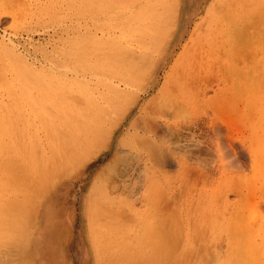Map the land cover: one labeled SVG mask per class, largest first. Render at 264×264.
Wrapping results in <instances>:
<instances>
[{"label": "rangeland", "instance_id": "374dc122", "mask_svg": "<svg viewBox=\"0 0 264 264\" xmlns=\"http://www.w3.org/2000/svg\"><path fill=\"white\" fill-rule=\"evenodd\" d=\"M165 6L163 27L141 64V78L127 87L128 71L117 78L102 71L108 72L115 58H126L125 40L115 26L125 20L128 0H0V123L6 132L29 116L23 106L16 112L15 98L39 100L36 81L45 79L52 88L49 99L58 96L75 105L83 99L89 123L100 129L92 141L78 146L77 161L57 185L30 198V213L18 218L33 264H94L104 250L122 252L123 264H138L132 254L152 262L163 236L173 235L178 217L181 237L175 248L182 250L198 228L205 230L210 222L223 226L229 216L222 212H233L236 204L264 216L263 178L254 164L258 148H264L259 137L264 126V78L259 81L264 76V0H167ZM75 45L77 58L72 57ZM15 53L37 74L47 75L25 85L30 92L24 95L14 88L9 70L16 64ZM166 81L170 98L164 115L143 118ZM140 131L152 145L153 170L129 147L135 135H143ZM106 195L112 200H103ZM117 212L125 216L117 218ZM105 213L115 225L108 235L115 249L102 247L109 244L107 236L95 231ZM166 243L174 247L171 240Z\"/></svg>", "mask_w": 264, "mask_h": 264}, {"label": "bare ground", "instance_id": "6f19581e", "mask_svg": "<svg viewBox=\"0 0 264 264\" xmlns=\"http://www.w3.org/2000/svg\"><path fill=\"white\" fill-rule=\"evenodd\" d=\"M128 1L130 7L127 11L125 20L121 24L118 23L115 26L116 28L120 27L119 31L121 33L122 39L125 40L126 46L124 47L123 52L125 53L124 56L126 58L125 60L115 58L113 63H111L109 71H102L106 74H109L113 78H117L118 76H121L120 73L128 71V76L124 80L127 87L133 86L135 82L140 80L141 77L139 73L141 72H139V69L141 68L143 61L149 57V51L151 50L152 45H154L158 40L159 34L161 33L163 27V17L167 8V6H165L167 0ZM77 45H75L76 49L72 52L73 58H77L79 55V48ZM134 45L139 47L137 51L134 50ZM115 48L118 49L119 44ZM15 58L16 64L10 65L9 70L16 85L14 88L16 90H21V94L24 95L30 92L24 87L25 85L36 81L33 79H37L38 76H40L41 79H45L47 78V75L37 74L35 69L29 63H27L20 54L15 53ZM64 60L66 61V59ZM263 78L264 76L262 75L259 81H261ZM45 80H42L41 82L36 81L39 85L38 92L42 96L39 100H35L30 95L27 99L26 97L22 98L21 96H17L15 98L14 104L17 108L16 112L18 113L22 106L26 107V111L29 112V116L27 118L24 117L23 122H21L20 119L17 122H14L12 124L11 130L7 132L6 127H3L0 123V264L34 263L30 262L26 256L27 252L24 250L23 246L27 243V238L26 236L22 235L24 233V229L20 227V220H18V218L21 215H28L30 213V211L27 210L30 198L34 197L35 195L40 196L41 194L44 196L45 192L43 194V191L47 192L51 187L57 185L56 181L61 179L69 166H72V164L77 161L78 146L88 144L97 136L98 131L100 130L98 123H89V114H87V107L83 106V99L80 101V104L76 105L70 100H61L57 96L58 94L56 95L57 97L53 96V99H49L47 92H49V90L52 88H49L48 90V85L46 84ZM153 84L155 85V83ZM167 86L168 82L166 81L155 95L152 110H144L143 118H161L164 115L166 105L169 103V99L167 98L170 92ZM148 88L151 91L154 89L152 86ZM54 94H56V92ZM78 102L79 99L77 98V103ZM85 103L87 102L84 101V104ZM261 103V117H263L261 119V125H264V99ZM256 110L257 109H255V111ZM255 115L257 114L255 113ZM255 118L257 117L255 116ZM141 124L140 127L135 125L137 127L136 129H138V127L141 128ZM254 124L256 123L254 122ZM263 128L264 126L261 128V130L259 129L262 131L261 136L262 134L264 135ZM113 132L114 131H112V134ZM145 132L146 131H140V133H143L142 136L139 134L135 135L136 138H134L132 144H130L129 147L131 151L137 155V157H141L143 160H145V167L147 169L153 170L156 167V162L151 149L152 145L147 144L144 140V134H146ZM261 136H259L260 139L262 138L264 140V137ZM260 139L259 143L260 141H263ZM189 142L191 143V139ZM263 143L261 144L263 145ZM103 145L105 146V143ZM259 149H262L263 152L259 151ZM263 149L264 148L259 147L256 154H259V152L260 154L259 156L254 157V164L256 165L255 168L260 167L258 173L261 172L259 173V176L263 178V182L258 180L259 177L257 178L258 182L260 181L259 186L260 183H263L264 186ZM126 154H128V151ZM256 154L254 153V155ZM119 155H121V153ZM114 164L116 165L117 163ZM106 175H108V173H106ZM121 176L123 175L121 174ZM257 189L259 190L258 186ZM120 190L121 189H119V191ZM130 192V194L133 193L132 190ZM123 195L121 193L120 197ZM107 197L108 195L101 198L103 200L106 199L107 201L112 200L111 198ZM109 214L110 213H105V215H100V220L95 226L96 232H101L104 236H107L106 240L108 243V235H110L115 227V225H111L112 219L110 218ZM221 215L229 216L225 224L222 223L223 226L218 227L214 225V222H210L205 230L203 227L198 228L199 230L195 234L188 236L190 243H187V245L182 250L175 248L178 246V240L181 237L182 219L178 217L174 220V226L171 230L173 235L169 236L170 234H167L163 236L165 238L163 239V244L161 246L162 249L156 254V260L150 262L151 260L148 258L146 259L144 254L142 256L138 254H132V258L134 261L138 262V264H264V216H262L257 211V209H248L243 204H236L233 212H230L226 209V211H223ZM124 216L125 214L123 215L121 212H117L116 214V217L120 219H122ZM15 217H17V219H15ZM86 221L87 227L90 229L92 220L90 217H88L86 218ZM91 229L93 231V226ZM145 230L147 231V229ZM146 231L144 232L146 233ZM141 237L143 238V236ZM194 238L202 239L194 241L192 240ZM203 239L206 240L203 241ZM166 240L172 241V244L174 245L172 249H168ZM207 240H209V242H207ZM115 244L116 241L115 243L111 241L109 244H105L102 247L115 249L112 248V246ZM143 248L145 249V247ZM98 255L99 256L97 257L94 264H123V262L126 261L124 260L123 253L116 250L100 251ZM138 257L139 259H137Z\"/></svg>", "mask_w": 264, "mask_h": 264}]
</instances>
